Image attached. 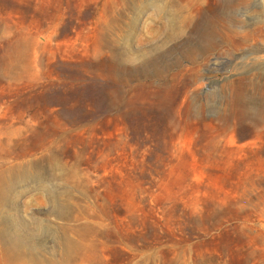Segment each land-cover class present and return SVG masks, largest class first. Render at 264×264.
Listing matches in <instances>:
<instances>
[{"label": "rangeland", "instance_id": "374dc122", "mask_svg": "<svg viewBox=\"0 0 264 264\" xmlns=\"http://www.w3.org/2000/svg\"><path fill=\"white\" fill-rule=\"evenodd\" d=\"M183 3L0 0V264H264V0L195 53Z\"/></svg>", "mask_w": 264, "mask_h": 264}, {"label": "bare ground", "instance_id": "6f19581e", "mask_svg": "<svg viewBox=\"0 0 264 264\" xmlns=\"http://www.w3.org/2000/svg\"><path fill=\"white\" fill-rule=\"evenodd\" d=\"M192 2L195 3L193 7L183 3L170 11L169 24H162L161 18L156 17L155 34L165 33L171 38L178 32L188 29L184 37L194 53L210 49L232 50L251 40L254 29L247 28L245 20L240 18L241 15L240 17L237 15L240 6L244 5V0H212L211 5L206 0H192ZM259 21L258 26L264 23V16L259 18ZM192 61L197 62L196 59ZM5 180L6 175L0 174V201L4 198ZM9 246L14 252L23 249L21 242L13 240L9 241Z\"/></svg>", "mask_w": 264, "mask_h": 264}]
</instances>
